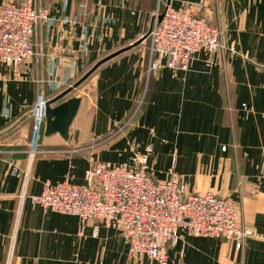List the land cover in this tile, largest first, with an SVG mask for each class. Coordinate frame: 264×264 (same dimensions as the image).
Segmentation results:
<instances>
[{"label": "crops", "instance_id": "1", "mask_svg": "<svg viewBox=\"0 0 264 264\" xmlns=\"http://www.w3.org/2000/svg\"><path fill=\"white\" fill-rule=\"evenodd\" d=\"M40 1L53 18L34 35L42 58L0 65V264H155L130 255L120 222L91 219L79 235V217L31 201L46 180L84 183L91 162L132 165L148 144L154 177L173 169L187 192L233 198L253 231L238 249L233 239L181 228L168 264H264V0ZM188 2L204 3L225 47L198 50L186 69L149 75L151 39L143 36L153 14ZM136 42L68 95L82 98L69 137L44 129L40 152L30 155L29 112L41 77L51 93L52 64L60 77L76 76Z\"/></svg>", "mask_w": 264, "mask_h": 264}, {"label": "built area", "instance_id": "2", "mask_svg": "<svg viewBox=\"0 0 264 264\" xmlns=\"http://www.w3.org/2000/svg\"><path fill=\"white\" fill-rule=\"evenodd\" d=\"M51 21L50 9L40 0L0 1V65L18 67L35 56L41 59L43 53L37 50L34 35ZM147 37L151 39L152 54L149 75H156L162 68L186 69L198 50L215 52L225 47L224 29L211 21L203 2L179 6L168 3L163 11L153 14ZM81 48L85 51L87 46L83 43ZM50 70L51 92L73 85L75 75L71 70L61 77L56 63ZM14 75L18 77L19 71ZM46 82L40 78L39 93L30 108V155L40 152L48 101ZM152 151V144L135 151L132 165L93 161L84 183L76 182L73 176L57 183L46 180L41 193L31 196V201L79 217V235H84L91 219L107 226L120 222L130 255L136 259L148 257L155 264H168V251L177 244L181 228L196 236L233 239L242 249L253 231L242 224L240 203L213 192H187L182 176L173 169L166 178L157 179L150 173Z\"/></svg>", "mask_w": 264, "mask_h": 264}, {"label": "water", "instance_id": "3", "mask_svg": "<svg viewBox=\"0 0 264 264\" xmlns=\"http://www.w3.org/2000/svg\"><path fill=\"white\" fill-rule=\"evenodd\" d=\"M162 17V15L160 16ZM147 35L143 36L145 39ZM138 42L133 43L131 46L120 49L114 53L109 54L108 56L99 60L83 77H81L75 84L64 90L61 94L56 96L53 99L47 101L45 108V116H46V126H45V134L51 135L54 133H60L64 138L69 137L70 126L78 112V109L81 104V97L72 96L67 100L60 102L59 104L54 105L57 101L71 94L75 89H77L89 76H91L96 69L101 66L106 61L115 57L127 49L134 47ZM30 113V112H29Z\"/></svg>", "mask_w": 264, "mask_h": 264}, {"label": "trees", "instance_id": "4", "mask_svg": "<svg viewBox=\"0 0 264 264\" xmlns=\"http://www.w3.org/2000/svg\"><path fill=\"white\" fill-rule=\"evenodd\" d=\"M165 9V5L164 4H161V6H160V11H163ZM108 54L107 53H104V54H102L100 57H98L97 59H95V60H93L92 62H90L86 67H84L82 70H81V72H79L76 76H75V78H73V80H72V84H75L81 77H83L84 75H85V73H87L99 60H101L102 58H104L105 56H107ZM107 62V61H106ZM94 74V73H93ZM92 74V75H93ZM92 75L91 76H89L83 83H85L90 77H92ZM82 83V84H83ZM81 84V85H82ZM80 85V86H81ZM69 87V85H67V86H63V87H61V88H58V89H56L55 91H53V92H51V93H48L47 94V98H48V100H50V99H53V98H55L56 96H58L59 94H61L64 90H66L67 88ZM67 97L68 96H65L64 98H62V99H60L59 101H57L56 103H60V102H62V101H64V100H66L67 99Z\"/></svg>", "mask_w": 264, "mask_h": 264}, {"label": "rangeland", "instance_id": "5", "mask_svg": "<svg viewBox=\"0 0 264 264\" xmlns=\"http://www.w3.org/2000/svg\"><path fill=\"white\" fill-rule=\"evenodd\" d=\"M31 122H32V119H31Z\"/></svg>", "mask_w": 264, "mask_h": 264}]
</instances>
